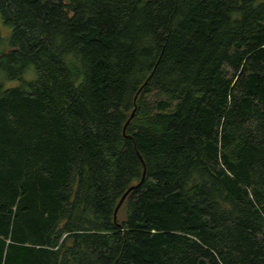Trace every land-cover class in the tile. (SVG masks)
Masks as SVG:
<instances>
[{"label": "trees", "instance_id": "16d2710c", "mask_svg": "<svg viewBox=\"0 0 264 264\" xmlns=\"http://www.w3.org/2000/svg\"><path fill=\"white\" fill-rule=\"evenodd\" d=\"M0 42V264H264V0H0Z\"/></svg>", "mask_w": 264, "mask_h": 264}, {"label": "water", "instance_id": "95a60500", "mask_svg": "<svg viewBox=\"0 0 264 264\" xmlns=\"http://www.w3.org/2000/svg\"><path fill=\"white\" fill-rule=\"evenodd\" d=\"M133 113L131 114L130 118L132 117ZM130 119L128 120V122L126 123L125 127L127 126V124L129 123ZM143 182V176H142V180L140 181V183L138 185L135 186H131L130 188H128V190L122 195L121 199L119 200L115 210H114V221L116 220V216H117V212L119 210V208L122 206L124 200L126 199L127 195L133 191L134 189H136L141 183Z\"/></svg>", "mask_w": 264, "mask_h": 264}, {"label": "rangeland", "instance_id": "374dc122", "mask_svg": "<svg viewBox=\"0 0 264 264\" xmlns=\"http://www.w3.org/2000/svg\"><path fill=\"white\" fill-rule=\"evenodd\" d=\"M1 36L3 37V38H5V36H6V31H2V33H1ZM5 48V43H1L0 42V52L1 51H3V49ZM9 85H11V84H9Z\"/></svg>", "mask_w": 264, "mask_h": 264}]
</instances>
